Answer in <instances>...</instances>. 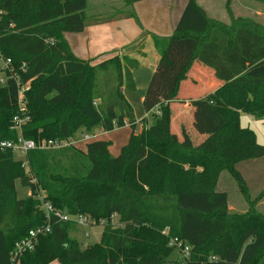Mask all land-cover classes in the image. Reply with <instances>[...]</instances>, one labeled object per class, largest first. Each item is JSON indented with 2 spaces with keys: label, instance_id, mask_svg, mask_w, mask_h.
Instances as JSON below:
<instances>
[{
  "label": "trees",
  "instance_id": "1",
  "mask_svg": "<svg viewBox=\"0 0 264 264\" xmlns=\"http://www.w3.org/2000/svg\"><path fill=\"white\" fill-rule=\"evenodd\" d=\"M87 9L88 0H0V53L24 81L31 80L25 139H67L127 124L133 129L117 157L102 140L85 150L30 151V173L14 152H0V264H166L177 250L169 245L172 239L192 247L183 264H264V214L258 209L264 186L251 187L239 167L264 161V145L241 125L242 115L264 120V24L235 16L230 6L226 24L189 0L171 36L145 33L122 57L85 61L64 34L84 31ZM148 35L160 62L143 107L156 111L152 125L137 133L123 89L135 90L132 71L138 62L130 54H143ZM196 62L222 83L203 102L223 124L200 145L186 147L170 137L168 101ZM17 112V86L9 81L0 87V141L17 140L12 129ZM224 173L235 180L248 205L245 213L230 210L229 196L219 188ZM17 181L31 197L18 198ZM43 201L71 216H88L98 226L106 221L100 241L84 249L71 235L74 223H55L34 251L12 260L16 244L45 225Z\"/></svg>",
  "mask_w": 264,
  "mask_h": 264
},
{
  "label": "crops",
  "instance_id": "2",
  "mask_svg": "<svg viewBox=\"0 0 264 264\" xmlns=\"http://www.w3.org/2000/svg\"><path fill=\"white\" fill-rule=\"evenodd\" d=\"M100 1L103 2L104 0H88V7L90 8L91 5L94 6L95 3H100ZM105 1L110 2V0ZM227 1L225 10H227L226 6L230 4V8L233 9L235 14L234 1ZM256 1L261 2V0ZM188 2L189 0H142L132 6H128L130 8L129 11L124 10V6L120 13L108 18H88L83 32L66 33L64 37L75 56L81 60L98 59L100 61L114 54L122 57L126 53L125 49L145 33H154L161 37L171 36ZM197 2L206 10L209 17L226 24L230 22L227 11L228 19L226 20L216 15V11L219 13L220 11L213 8V0H201V2L197 0ZM246 2H239V5L241 4L240 7H242L241 11L248 14L247 10H252L256 15H261V9H251ZM212 13L214 15H211ZM130 57L138 62V67L132 71L135 84L133 93H139V101L143 103L148 85L160 62V55L150 35L145 37L143 54L134 52L130 54ZM221 85L222 83L215 79L214 72L198 62L194 63L185 77L178 80L175 90L168 101L171 113L170 137L173 141L186 147H196L222 126V117L203 102L206 95L215 92ZM123 92L125 98L133 107L135 105L134 101L127 94L130 90L123 89ZM155 111L146 113V117L142 121L135 114L136 131L141 130L143 126L149 125L148 117L153 115ZM251 120H254L253 117L242 115L241 125L243 124L242 126L245 127L244 122ZM123 128L130 129L126 138L122 140L121 146L124 147L129 142L128 139L132 135L133 129L129 124ZM112 133L114 132H104L101 129L94 130L89 133L92 139L88 143L80 144V148L85 150L87 144L97 140L112 143ZM257 140L259 141L258 135ZM110 148L109 151L111 152ZM239 167L251 187L257 189L264 186V161H248L242 163ZM222 185L223 189L220 190L227 193L225 188L230 185V180L224 174L220 179L219 188ZM254 195L256 196L255 192ZM241 203L242 201L239 202V204ZM230 204L231 200L229 198V207L231 206ZM258 209H261L260 211L264 214V198L259 203Z\"/></svg>",
  "mask_w": 264,
  "mask_h": 264
},
{
  "label": "built area",
  "instance_id": "3",
  "mask_svg": "<svg viewBox=\"0 0 264 264\" xmlns=\"http://www.w3.org/2000/svg\"><path fill=\"white\" fill-rule=\"evenodd\" d=\"M1 14V12H0ZM26 69L22 68V73H26ZM9 81H13L17 86V105L18 112L12 120V129L17 133L16 141H0V152L12 151L14 154L20 152L23 154V167L29 172V165L27 161V155L33 150H61L69 147L80 148V144L88 143L92 138L89 133L91 132H80L75 137L67 139H51V140H41L39 142H34L27 140L23 137V129L30 122V116L28 114V109L26 105V94L31 88V80L24 81L19 75L18 71L14 68L10 58H6L2 53H0V87L7 86ZM42 209L45 212L46 223L45 225L32 229L29 231L28 236L23 240L19 241L14 251L12 252L11 259L18 260L23 255L28 252L35 250L36 244L40 236L49 234L52 231V226L55 223H74L77 227H94L98 226L96 221L92 220L88 216L78 215L71 216L65 212L55 210L48 202H42ZM117 215L111 217L112 224L115 223V218ZM118 217V216H117ZM100 226L106 224V221H101ZM89 236L88 233H85ZM170 246L176 247L181 255L182 261L185 262L191 252V246L178 239H172ZM216 260V258H213Z\"/></svg>",
  "mask_w": 264,
  "mask_h": 264
},
{
  "label": "rangeland",
  "instance_id": "4",
  "mask_svg": "<svg viewBox=\"0 0 264 264\" xmlns=\"http://www.w3.org/2000/svg\"><path fill=\"white\" fill-rule=\"evenodd\" d=\"M199 1L201 2V0ZM233 1L235 4V16L252 17L258 20L259 22L264 23V1L263 0H261V2L256 1V0H233ZM226 2L228 1L227 0H213L212 2L213 8H215L216 10L219 9L220 11L219 13L218 11L215 10L216 15H219V18L224 19V20L228 19L227 18L228 15L226 12L227 10H225ZM239 2H244V3L246 2V4H248L251 9H255V8L261 9L260 10L261 15L260 16L256 15L254 12H252V10H247L248 14H245L243 11H241L242 7H240L241 4L239 5ZM94 6L91 5V7L90 8L88 7L87 9V15L89 19L108 18L112 15L120 13L125 5H124L123 0H110V2H107L104 0L103 2L100 1V3H95ZM229 6L230 4H228L226 7H229ZM124 10L129 11L130 8L125 6ZM231 10L233 11V9ZM211 15H214V13H212ZM127 94L134 101V104H135L133 106L134 114L139 116L140 120L142 121L146 117V112L143 107V103H140L139 101V95H138L139 93L134 94L133 91H130ZM175 113H176V110H175ZM243 117L247 118L246 116H243ZM254 120L246 121V122L243 121L245 123L244 126L248 127L249 125L248 128L253 130L255 134L258 135V138H259V141L257 140L258 143L260 144L262 143V145H264L263 144L264 143V120H261V119H254ZM152 123H153V117L152 115H150L148 117V124H149L148 126H151ZM145 128H147V126H143L141 130H137V133H140ZM129 130H130L129 128H122V129L120 128V129L111 131V132H114L111 135L113 142L111 143L110 154L112 157H117L121 153V149L123 148V146H121L122 140L126 138L127 132H129ZM130 137L128 140H130ZM15 157L16 159L21 160L23 158V154H21L20 152H16ZM224 176L230 180V185L225 188V191H227L229 198L231 200L230 210H232V212L245 213L248 210V205L246 201L244 200L243 196L240 194L235 180L227 173H224ZM16 188H17L18 198L27 199L32 196L30 189L22 187L19 181H17L16 183ZM220 189L221 190L223 189V185L222 187H220ZM257 193L258 192H256V194ZM238 201L239 202L242 201V203L239 204ZM118 221H119V218L116 216L115 223H118ZM102 232H103V226H94V227H88V228L80 226V227H77V229L73 231L71 235L75 237L81 244V247L85 249L89 246H92L98 243L100 241ZM85 233H88L89 236H86ZM163 233L167 234V230L164 231ZM181 258H182V255L180 251L178 249L174 250L166 264H183V261ZM50 264H60V263L57 260H55L51 262Z\"/></svg>",
  "mask_w": 264,
  "mask_h": 264
}]
</instances>
